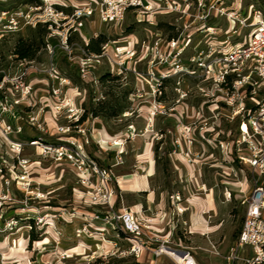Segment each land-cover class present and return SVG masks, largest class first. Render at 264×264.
Returning <instances> with one entry per match:
<instances>
[{
    "label": "rangeland",
    "instance_id": "374dc122",
    "mask_svg": "<svg viewBox=\"0 0 264 264\" xmlns=\"http://www.w3.org/2000/svg\"><path fill=\"white\" fill-rule=\"evenodd\" d=\"M80 1L49 2L71 14ZM151 3L115 23L96 13L69 35L67 49L64 31L48 23L1 40L0 77L9 81L0 89L8 96V109L0 107V264H175L163 245L190 250L201 264H226L258 176L237 159L238 120L198 62L225 40L248 39L249 5L264 13V0H207L227 12L241 7L246 25L205 15L195 0ZM39 4L0 0V10L27 14ZM100 36L101 51L90 50ZM28 38L43 42L33 59L19 58L17 44ZM90 97L97 113L85 116ZM39 139L67 154L83 146L107 178L91 171L85 180L80 158L45 152ZM131 210L142 226L137 236L124 222Z\"/></svg>",
    "mask_w": 264,
    "mask_h": 264
},
{
    "label": "built area",
    "instance_id": "2783aa9c",
    "mask_svg": "<svg viewBox=\"0 0 264 264\" xmlns=\"http://www.w3.org/2000/svg\"><path fill=\"white\" fill-rule=\"evenodd\" d=\"M41 1L42 4L31 6L27 14L22 9L0 10V42L6 35L19 30L25 24L36 26L38 23H48L49 28L57 26L64 31L60 44L67 49L69 35L80 31L85 26L86 20L91 19L96 13L101 21L115 23L122 20L130 10H150L153 7L151 0H82L80 4L70 5L73 7V12L70 14L63 9L55 8L56 5L68 7L67 4L50 3V0ZM154 3H157L159 8L162 7L160 2L154 1ZM173 3L177 4L176 1ZM195 4L199 12L205 15L217 11L238 19L243 25L247 24L246 19L237 15L241 7L227 12L224 7L207 4V0H195ZM251 5L249 7L254 17L249 24L255 28L249 38L235 44L225 40L223 48L212 50L206 62H198L204 71L200 73L202 79L212 82L216 89L222 92L223 104L232 113L230 118L238 120L239 136L233 142L237 159L258 176L247 199V210L239 236L225 256L226 264H264V184L260 182L261 176L264 175V13L260 9L251 8ZM178 9L176 7V10ZM57 34L60 35V32ZM177 43L175 38L169 40V45L172 47ZM182 53L183 50H179L178 56ZM192 61H196V58H192ZM177 67V72H183L185 69L181 57ZM167 77L169 74L163 75V78ZM8 81L7 74L3 72L0 89H3ZM7 99V95L0 99V107L4 111L8 109ZM9 129L11 130V125L6 124V130ZM33 142L40 144L45 152L53 151L60 156H70L71 159L80 158L78 168L85 180L88 179L86 174L91 171L102 179L108 176L104 169L83 152V146L76 154H67L63 150V145L56 146L40 139ZM124 222L135 236L141 234L142 226L133 210L126 212ZM163 248L164 245L161 251ZM169 249L181 253L183 257L179 260L168 253L175 264H201L190 250Z\"/></svg>",
    "mask_w": 264,
    "mask_h": 264
},
{
    "label": "trees",
    "instance_id": "16d2710c",
    "mask_svg": "<svg viewBox=\"0 0 264 264\" xmlns=\"http://www.w3.org/2000/svg\"><path fill=\"white\" fill-rule=\"evenodd\" d=\"M36 41H37L36 39H32V38L20 40L19 43L17 44L15 53L18 55L19 58L33 59L36 54V51L40 47V44L43 42V39L41 38L39 41L37 42ZM105 41H106L105 36H100V38H92L89 43L90 50L94 52H100L101 51L100 44ZM1 98L2 96L0 95V99ZM89 102H91V97L89 98ZM90 111L92 113H97L93 108L92 102L90 103V107L86 110L85 116L88 115ZM170 152H171V148H166L163 151V156L167 157L168 153ZM240 228H241V225H238L237 229H240ZM33 239H36V238H33Z\"/></svg>",
    "mask_w": 264,
    "mask_h": 264
},
{
    "label": "bare ground",
    "instance_id": "6f19581e",
    "mask_svg": "<svg viewBox=\"0 0 264 264\" xmlns=\"http://www.w3.org/2000/svg\"><path fill=\"white\" fill-rule=\"evenodd\" d=\"M163 251L166 252V253H169L171 255H173L175 258L179 259V260H182V255L181 253L177 252V251H174L172 249H169V248H163Z\"/></svg>",
    "mask_w": 264,
    "mask_h": 264
},
{
    "label": "crops",
    "instance_id": "0c3cea01",
    "mask_svg": "<svg viewBox=\"0 0 264 264\" xmlns=\"http://www.w3.org/2000/svg\"><path fill=\"white\" fill-rule=\"evenodd\" d=\"M122 186H123V188H125V189H131V188H132L131 185L126 184V183H122Z\"/></svg>",
    "mask_w": 264,
    "mask_h": 264
}]
</instances>
